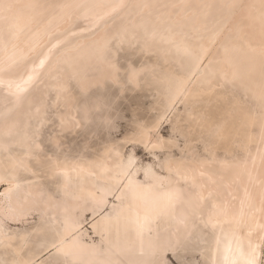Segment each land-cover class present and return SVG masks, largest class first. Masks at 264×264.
I'll return each mask as SVG.
<instances>
[{"label": "bare ground", "instance_id": "obj_1", "mask_svg": "<svg viewBox=\"0 0 264 264\" xmlns=\"http://www.w3.org/2000/svg\"><path fill=\"white\" fill-rule=\"evenodd\" d=\"M118 49L156 59L124 68ZM163 63L176 95L229 86L264 114V0H0V222L35 207L57 224L52 245L71 264H165L164 254L201 224L218 236L212 264H259L264 121L242 153L167 158L165 175L146 166L144 179L135 156L123 158L118 147L97 158H52L50 182L60 198L42 196L32 163L47 110L55 108L58 147L57 133L74 130L99 106L83 101L78 115L75 86L85 93L106 81L137 85ZM106 209L91 223L99 241L87 240L84 211Z\"/></svg>", "mask_w": 264, "mask_h": 264}, {"label": "rangeland", "instance_id": "obj_2", "mask_svg": "<svg viewBox=\"0 0 264 264\" xmlns=\"http://www.w3.org/2000/svg\"><path fill=\"white\" fill-rule=\"evenodd\" d=\"M116 59L125 68L128 60L138 65L156 57L133 49H118ZM170 70L168 63H163L160 69H148L137 85L126 80L122 85L106 81L85 93L75 86L78 115L83 101L98 100L99 106L92 110L88 120L79 117L81 125L74 130L58 132V147L51 139L57 122L55 108H49L45 114L48 120L39 136L42 147L35 153L36 160L32 163L33 173L38 174L44 184L42 196L60 198L50 182L52 158H97L110 148L118 147L123 158L135 156L134 163L139 168L137 176L144 179L146 166L165 175L167 158L179 161L230 156L244 152L253 144L260 133L264 114L239 90L222 85L211 89L194 86L187 95L183 96L184 92L176 95L168 79ZM146 133L148 141L144 139ZM153 141L158 147H150ZM4 186L0 184V192ZM110 199L115 201L113 197ZM109 211L101 210L96 215L91 210L84 211L80 218L81 230L87 240L92 237L99 241L91 223ZM1 225L6 237L0 239V264H19L25 260H29L27 264H71L57 255L56 243L52 245L57 236V224L44 219L35 207L30 208L25 218L1 221ZM216 237L214 232L198 224L190 237L178 241L168 255L164 254L163 262L212 264L219 253ZM261 250L259 264H264V244Z\"/></svg>", "mask_w": 264, "mask_h": 264}]
</instances>
